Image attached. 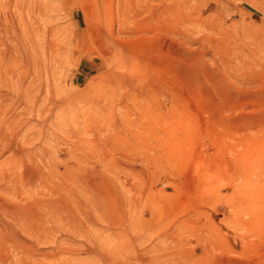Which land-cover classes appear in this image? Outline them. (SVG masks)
Listing matches in <instances>:
<instances>
[{
	"label": "rangeland",
	"instance_id": "1",
	"mask_svg": "<svg viewBox=\"0 0 264 264\" xmlns=\"http://www.w3.org/2000/svg\"><path fill=\"white\" fill-rule=\"evenodd\" d=\"M0 264H264V0H0Z\"/></svg>",
	"mask_w": 264,
	"mask_h": 264
}]
</instances>
